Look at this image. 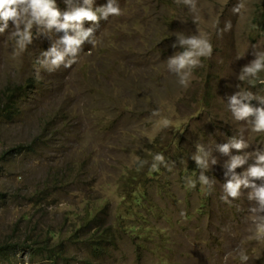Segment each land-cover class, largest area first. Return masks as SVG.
I'll return each instance as SVG.
<instances>
[{
	"label": "rangeland",
	"instance_id": "obj_1",
	"mask_svg": "<svg viewBox=\"0 0 264 264\" xmlns=\"http://www.w3.org/2000/svg\"><path fill=\"white\" fill-rule=\"evenodd\" d=\"M239 2L194 0L193 12L184 0H117L120 15L84 22L96 29L95 46L85 41L76 63L51 72L37 62L63 33L33 26L32 43L19 49L10 22L0 33V104L8 88L28 94L18 114L0 119V264H244L241 251L246 264H264L251 189L222 199L232 173L219 148L242 139L245 152L264 151V132L230 110L238 91L264 96V71L238 79L264 51V0H243L241 15L232 11ZM178 31L212 45L185 85L166 65L184 50L172 47ZM197 144L206 169L193 159ZM21 146L32 151L17 155ZM156 154L164 161L153 170ZM106 229L114 244L98 259L87 241Z\"/></svg>",
	"mask_w": 264,
	"mask_h": 264
},
{
	"label": "clouds",
	"instance_id": "obj_2",
	"mask_svg": "<svg viewBox=\"0 0 264 264\" xmlns=\"http://www.w3.org/2000/svg\"><path fill=\"white\" fill-rule=\"evenodd\" d=\"M69 10L61 12L56 4V0H0V33H5L10 29L9 35L16 40V47L23 49L27 44L32 43V28L35 26L43 34L63 33L48 51L42 53L43 60L37 63L49 72L58 69L60 66L71 67L77 62L78 55L82 50L85 41H89L95 46V27L84 28V22L99 24L100 19L108 20L110 16H118L121 8L117 0H108L105 6L94 7V0H82L81 3H74V0H66ZM185 5L193 12L196 11L194 0H184ZM245 10L243 0L232 9L235 14H242ZM196 23V21H193ZM231 21H228L223 31H230ZM199 32V29H198ZM179 41L173 44V48H183L182 52H177L170 57L167 68L178 77L181 85H185L191 75V69L198 66L200 58L207 56L212 51L211 43L202 35H186L183 32L173 33ZM255 59L241 69L238 79L244 81L246 78H256L264 71V51H255ZM39 76V70H37ZM264 83V81H261ZM230 110L237 121H249L252 130L264 132V96L254 95L250 91H238L229 97ZM259 101L261 107H254L252 101ZM153 116H158V112H153ZM254 118V120L252 119ZM197 154L193 156L197 166L201 169L208 167V154L203 147L197 144ZM248 147L244 140L232 139L230 143L219 148V151L230 156V160L225 165L231 179L223 185L226 202L240 196L242 189H251L248 194L249 200L256 201L258 207H252L251 220L255 225L257 234L264 232V184H257L256 181H264V151L257 150L252 153L245 152ZM243 152L242 155H231V151ZM249 160L254 161L242 174H236V169L244 166ZM153 170L158 168V163L164 161V156L156 154L153 157ZM141 166L146 163L141 161ZM215 164L216 160L213 159ZM171 171V169H169ZM199 181L203 185H209L207 177L201 173ZM191 184L192 181L189 180ZM240 259L246 264L249 257L240 252Z\"/></svg>",
	"mask_w": 264,
	"mask_h": 264
},
{
	"label": "trees",
	"instance_id": "obj_3",
	"mask_svg": "<svg viewBox=\"0 0 264 264\" xmlns=\"http://www.w3.org/2000/svg\"><path fill=\"white\" fill-rule=\"evenodd\" d=\"M27 94V89L20 88V91L17 92L14 88H8L4 93V101L0 104V119L11 120L16 114H18V99L25 98ZM29 151H32V147L21 146L17 149V151H15V153L17 155H22ZM92 221V223L98 225V219H93ZM90 223L91 222H89L88 224H84L82 230H89L88 227L90 226ZM108 232L109 229H106V231L100 232L99 234L95 233L87 241L92 255L95 256V258H104L107 253L108 247L111 246V244H114L113 238L110 237Z\"/></svg>",
	"mask_w": 264,
	"mask_h": 264
}]
</instances>
